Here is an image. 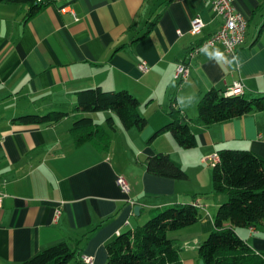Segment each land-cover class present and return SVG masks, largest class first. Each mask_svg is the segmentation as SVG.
Returning a JSON list of instances; mask_svg holds the SVG:
<instances>
[{
	"label": "crops",
	"instance_id": "crops-1",
	"mask_svg": "<svg viewBox=\"0 0 264 264\" xmlns=\"http://www.w3.org/2000/svg\"><path fill=\"white\" fill-rule=\"evenodd\" d=\"M234 7L248 20L244 40L234 54L220 44L208 48L221 54L209 59L204 52L186 55L222 24L210 0H53L31 16L29 3L0 0V264H21L63 241L77 249L67 264H86L85 255L92 264H105V246L117 234L156 208L192 199L199 220L169 237L181 264H199V244L227 198L213 191L206 157L230 148L264 158V111L210 125L198 116L206 91H223L235 80L242 81L247 98L264 95V0H234ZM196 16L205 23L197 35L190 32ZM142 62L146 71L139 69ZM181 62L189 72L177 82ZM96 86L136 96L145 127H124L112 110L77 112V92ZM189 95L197 102L181 107ZM173 108L195 134L194 147L178 146L169 131L156 134ZM53 111L66 114L40 124L17 120ZM80 116L102 127L107 147L75 144L71 127ZM157 153L168 154L188 178L148 173L146 158ZM119 175L129 182L127 194L116 184ZM236 231L264 252V226Z\"/></svg>",
	"mask_w": 264,
	"mask_h": 264
},
{
	"label": "trees",
	"instance_id": "trees-1",
	"mask_svg": "<svg viewBox=\"0 0 264 264\" xmlns=\"http://www.w3.org/2000/svg\"><path fill=\"white\" fill-rule=\"evenodd\" d=\"M30 5L29 16L53 0H19ZM139 100L126 90L106 91L99 86L83 89L76 94L77 112L114 111L124 127L142 129L147 120L138 112ZM198 116L205 125L224 122L251 112L264 111V95L247 98L242 95H224L210 89L199 99ZM66 113L53 111L45 115H23L22 123H46L61 119ZM171 120L156 131H169L178 146L191 148L197 144L196 136L184 117L174 108ZM111 124V119H108ZM71 132L76 145L91 142L100 148L107 147L108 137L102 127L90 116L73 121ZM219 161L212 166V187L226 194L213 217L214 227L199 244L198 257L203 264H264V252L253 250L242 239L236 227L264 226V158L247 149H222ZM146 171L150 174L186 180L187 173L166 153L146 158ZM192 202L170 204L151 211L145 222L121 232L105 246V264H181L179 247L168 236L170 231L195 224L201 213ZM77 249L67 242L53 244L21 264H67Z\"/></svg>",
	"mask_w": 264,
	"mask_h": 264
},
{
	"label": "built area",
	"instance_id": "built-area-1",
	"mask_svg": "<svg viewBox=\"0 0 264 264\" xmlns=\"http://www.w3.org/2000/svg\"><path fill=\"white\" fill-rule=\"evenodd\" d=\"M210 2L212 9L221 17L222 24L217 31L207 36L201 42L191 46L186 55L188 58L203 52L202 47L207 50L216 44L222 45L227 53L234 54L236 48L244 40L248 20L242 12L235 9L234 0H210ZM204 25L203 19L196 16L190 22V32L196 35L200 34ZM177 33L181 34V31L177 30ZM139 69L141 71H146L147 65L142 62L139 64ZM188 72L189 68L185 62L178 63L173 78L175 81L180 82L187 78ZM222 92L224 95H242L245 92V86L242 81L235 80L230 85L226 86ZM206 159H208L213 166L219 161V156L217 153H213L207 156ZM116 184L122 193L127 194L130 191L129 182L125 177L121 175L117 176ZM59 213L60 211L57 209L55 212L56 217ZM250 229L251 231H255V228L252 226H250ZM81 260L86 264L93 263L92 256H82Z\"/></svg>",
	"mask_w": 264,
	"mask_h": 264
},
{
	"label": "clouds",
	"instance_id": "clouds-1",
	"mask_svg": "<svg viewBox=\"0 0 264 264\" xmlns=\"http://www.w3.org/2000/svg\"><path fill=\"white\" fill-rule=\"evenodd\" d=\"M202 51L204 52L205 55L209 57V59H217L221 54L219 52H214L211 53L209 50H206L202 47ZM233 62L237 65V67L240 66L239 58L238 57H233ZM196 97L195 95H189L187 97H182L181 98V107H189L192 104L196 103Z\"/></svg>",
	"mask_w": 264,
	"mask_h": 264
},
{
	"label": "water",
	"instance_id": "water-1",
	"mask_svg": "<svg viewBox=\"0 0 264 264\" xmlns=\"http://www.w3.org/2000/svg\"><path fill=\"white\" fill-rule=\"evenodd\" d=\"M138 209H139V205H135L134 206V208H133V210H134V213H138L137 211H138ZM199 264H203V261L202 260H200L199 261Z\"/></svg>",
	"mask_w": 264,
	"mask_h": 264
},
{
	"label": "rangeland",
	"instance_id": "rangeland-1",
	"mask_svg": "<svg viewBox=\"0 0 264 264\" xmlns=\"http://www.w3.org/2000/svg\"><path fill=\"white\" fill-rule=\"evenodd\" d=\"M146 219H147V218H146ZM146 219H145L143 222H145V221H146ZM143 222H142V223H143ZM170 232H171V231H170ZM170 232L168 233V236H169Z\"/></svg>",
	"mask_w": 264,
	"mask_h": 264
}]
</instances>
